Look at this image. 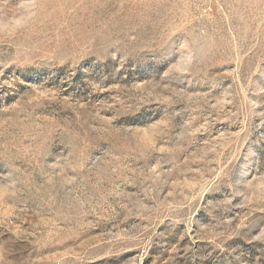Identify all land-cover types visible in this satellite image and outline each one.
I'll use <instances>...</instances> for the list:
<instances>
[{
	"label": "rangeland",
	"instance_id": "rangeland-1",
	"mask_svg": "<svg viewBox=\"0 0 264 264\" xmlns=\"http://www.w3.org/2000/svg\"><path fill=\"white\" fill-rule=\"evenodd\" d=\"M0 264H264V0H0Z\"/></svg>",
	"mask_w": 264,
	"mask_h": 264
}]
</instances>
